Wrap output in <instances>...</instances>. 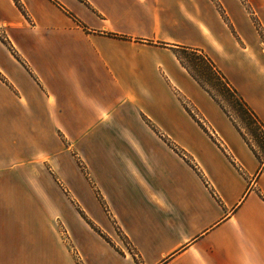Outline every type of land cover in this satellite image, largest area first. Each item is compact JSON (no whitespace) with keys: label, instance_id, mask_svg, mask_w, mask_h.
Segmentation results:
<instances>
[{"label":"crops","instance_id":"obj_1","mask_svg":"<svg viewBox=\"0 0 264 264\" xmlns=\"http://www.w3.org/2000/svg\"><path fill=\"white\" fill-rule=\"evenodd\" d=\"M236 19L210 0H0V264H264V156L177 55H207L264 124V42ZM69 148L134 253L53 201L41 169L71 186Z\"/></svg>","mask_w":264,"mask_h":264},{"label":"rangeland","instance_id":"obj_2","mask_svg":"<svg viewBox=\"0 0 264 264\" xmlns=\"http://www.w3.org/2000/svg\"><path fill=\"white\" fill-rule=\"evenodd\" d=\"M214 8L223 16L227 22L233 20L235 17L236 25L240 28H248L253 34L257 35L259 42H264V0H210ZM235 27V26H232ZM237 27V26H236ZM239 28V27H237ZM234 29V28H233ZM5 35L0 32V39L6 44L8 41L4 39ZM216 44V42H214ZM181 101L185 105L186 109L191 112L194 111L198 117H201L199 112L198 104L194 99H187L186 97H181ZM228 111H231L228 108ZM192 114V112H191ZM193 114L194 118H196ZM234 115V114H233ZM236 118V116H234ZM69 153L65 156L63 161L64 171L66 173L68 182L57 176L56 168L50 164L43 166L41 171L47 174L49 172L51 178L55 177L58 181L59 187L53 185L52 179L50 183L51 197L55 202H64L66 206H75L82 218L108 243H110L116 250L122 248L128 249L131 253H134L131 245L125 236L118 230V226L112 220L109 213V207L106 204L104 208L99 201V196L97 193L98 187L94 183V179L90 175L88 165L80 156H75L74 150L71 148L67 149ZM75 159H72V156ZM58 177V178H57ZM75 185L79 195H75L73 191V186ZM56 190V191H55ZM99 192V191H98ZM101 195V194H100ZM104 197V196H103ZM100 218L103 219V227L100 226ZM105 223L110 226L113 225L115 231V238L108 236L105 230ZM64 229H62V232ZM65 232V231H64ZM65 240L67 235L62 233Z\"/></svg>","mask_w":264,"mask_h":264},{"label":"trees","instance_id":"obj_3","mask_svg":"<svg viewBox=\"0 0 264 264\" xmlns=\"http://www.w3.org/2000/svg\"><path fill=\"white\" fill-rule=\"evenodd\" d=\"M181 63L189 70L197 82L211 94L212 98L227 112L229 107L235 112L250 134L254 137L264 156V124L249 107L237 90L218 69L216 64L197 49L182 47L177 52ZM99 201L106 208L104 198L98 192Z\"/></svg>","mask_w":264,"mask_h":264},{"label":"built area","instance_id":"obj_4","mask_svg":"<svg viewBox=\"0 0 264 264\" xmlns=\"http://www.w3.org/2000/svg\"><path fill=\"white\" fill-rule=\"evenodd\" d=\"M173 148L176 150V147L173 146ZM179 152V154L183 155V152H180L179 150H177Z\"/></svg>","mask_w":264,"mask_h":264}]
</instances>
